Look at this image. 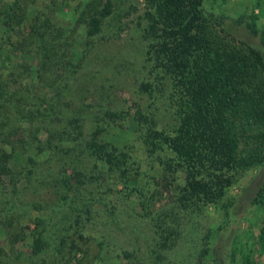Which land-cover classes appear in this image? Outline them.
Masks as SVG:
<instances>
[{
    "label": "trees",
    "instance_id": "16d2710c",
    "mask_svg": "<svg viewBox=\"0 0 264 264\" xmlns=\"http://www.w3.org/2000/svg\"><path fill=\"white\" fill-rule=\"evenodd\" d=\"M143 1L146 24L142 37L147 40L146 60H151L153 67L170 79L177 121L171 134L152 129L149 122L145 132L139 130V145L148 153L159 149L162 156L156 161L162 173L170 175L171 181L181 178L176 198L181 212L188 215L201 211L202 205L216 207L224 187L236 174L250 167L264 166V56L258 49L235 46L220 35L211 17L203 12L201 0ZM26 9L20 0L0 7V27L19 37L16 42L8 43L35 60L31 67L23 63L24 78H20L22 72H10L9 79H0L1 209L8 213L9 208L14 207L6 194L18 193V181L23 179L25 184H30L36 180L39 153L52 154L47 160H54L52 158L60 154L56 171L49 167L51 165L45 167L39 180L40 183L50 182L51 173H57L54 179L59 183L54 190L57 209L60 208L61 214L63 208L69 213L76 212L68 225L81 235L79 217L88 219L89 207L95 200L93 191L85 189L84 185L95 178L102 179L106 170L118 172L122 187L131 188L130 146L118 151L106 137H99L108 130V124L98 116L88 120L85 136L86 129L81 123L91 110L90 105L83 102V95L90 86L79 88L76 111L64 114L67 110L62 107L63 97L69 93L65 78L76 74L83 62L63 59L66 51L59 48L63 30L50 24L48 19H40L42 11H36L33 22L25 24L22 20ZM113 12L111 0H87L75 6L72 31L81 28L84 47L91 39L101 36L105 20ZM247 28L257 34L252 23L247 24ZM50 91L53 97L47 95ZM66 99L70 104V98ZM103 113L110 121L123 117V112L114 110ZM143 119L146 118L143 116ZM55 120H61L60 129L45 127L47 122ZM35 121H39L40 126L30 129ZM42 131L46 133L44 140L37 137ZM83 155L92 160L96 168L93 170L98 169L101 174L95 176L91 169H85L80 160ZM259 181L252 198L256 205L264 207V184ZM136 206L141 210L140 216L150 217L156 234L155 249L151 252L157 249L160 253V248L169 247L180 239V216L176 212L161 211L151 215L146 196H141ZM63 215L68 217L69 214ZM38 216L34 217L35 227L29 244L33 253L50 246L46 240V219ZM58 231L60 246L57 249L61 251L67 236ZM207 239L208 235L202 238L204 244L194 264H205ZM243 248L246 249L245 262L251 264L249 244L245 242L239 250L243 252ZM216 260L214 258L215 264Z\"/></svg>",
    "mask_w": 264,
    "mask_h": 264
},
{
    "label": "rangeland",
    "instance_id": "374dc122",
    "mask_svg": "<svg viewBox=\"0 0 264 264\" xmlns=\"http://www.w3.org/2000/svg\"><path fill=\"white\" fill-rule=\"evenodd\" d=\"M13 1L0 0V7ZM85 1L20 0L27 8L22 21L25 24L33 22L36 11H42L40 19H48L50 24L63 30L59 47L66 51L63 59L83 62L76 74L65 78L70 87L69 93L63 97L62 107L67 110L64 114L71 115L76 111L79 88L90 86L83 95V102L90 105L91 110L84 115L81 123L86 129L85 136L88 120L98 116L108 124V130L99 137H106L118 151L130 146L131 188L122 187L118 172L106 170L102 179L95 178L85 184V189L93 191L95 200L89 207L88 219L79 217L82 231L78 235L68 225L76 212L69 213L63 208L61 214L60 208L57 209L54 192L59 187V183L54 181L57 173H51L50 182L42 184L39 180L45 173H42L45 167L51 165L49 167L56 171L61 155L47 160L46 157L52 154L39 153L36 180L25 184L22 179L17 183V194L7 192L8 200L14 204L8 213L1 209L3 203L0 202V263L194 264L204 244L202 238L208 235V253L203 259L205 264H215L214 258L218 260L217 264H247L243 256L246 249L243 248V252L239 250L245 242L250 248L249 262L264 264V229L260 231L264 228V207L256 205L252 198L256 182L260 180L264 184V166L250 167L236 174L224 187L216 207L202 205L201 211L188 215L181 212L176 198L182 185L181 178L171 181L170 175L162 173L161 165L156 161L162 156L159 149L148 153L139 145V130L145 132L149 122L152 129L171 134L177 121L170 79L154 68L151 60H146L147 40L142 37L146 24L145 3L143 0H111L114 12L105 20L100 33L102 37L96 36L84 47L81 28L72 31V26L75 6ZM201 6L213 20L215 30L230 43L241 48L258 49L264 56V0H201ZM251 23L257 34H252L247 28V24ZM18 39L17 35L0 27V79H9L10 72H22V79L23 63L31 64L30 67L35 63L29 55L20 53L8 43ZM86 48L87 53L84 52ZM64 93L66 89L63 96ZM47 95L53 97L51 91ZM66 98H70V104ZM106 110L123 112V117L110 121L103 113ZM60 121L47 122L45 127L60 129ZM34 123L30 129L40 126L39 121ZM44 131L37 135L41 140L46 138ZM80 160L93 175L101 174L98 169L93 170L96 168L92 166L91 159L83 155ZM141 196H146L151 215L174 211L180 216V239L169 247L160 248V253L157 249L151 252L155 249L156 234L153 233L150 217L140 216L141 210L136 206ZM63 214L69 215L66 217ZM38 215L46 219V240L50 246L40 253H33L29 244L35 227L34 217ZM58 229L67 236L61 251L57 249L60 246Z\"/></svg>",
    "mask_w": 264,
    "mask_h": 264
}]
</instances>
